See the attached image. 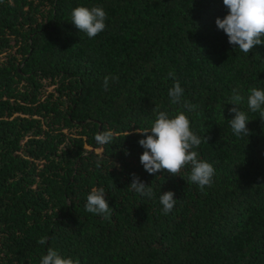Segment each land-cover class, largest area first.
Segmentation results:
<instances>
[{
	"label": "trees",
	"instance_id": "1",
	"mask_svg": "<svg viewBox=\"0 0 264 264\" xmlns=\"http://www.w3.org/2000/svg\"><path fill=\"white\" fill-rule=\"evenodd\" d=\"M77 6H102L106 29L81 33ZM227 14L223 0H0V264H40L48 247L81 264H264V120L248 107L264 89V45L229 44L216 24ZM106 76L119 77L107 91ZM176 81L195 111L171 103ZM233 107L249 136L232 132ZM155 108L183 110L209 137L194 149L215 168L203 192L190 166L173 176L141 164L138 131ZM107 129L118 135L98 145ZM133 173L154 197L128 188ZM93 187L110 221L85 211ZM168 191L178 201L166 215Z\"/></svg>",
	"mask_w": 264,
	"mask_h": 264
},
{
	"label": "clouds",
	"instance_id": "2",
	"mask_svg": "<svg viewBox=\"0 0 264 264\" xmlns=\"http://www.w3.org/2000/svg\"><path fill=\"white\" fill-rule=\"evenodd\" d=\"M228 14L223 18H217L216 24L228 37L229 44L238 46V49L248 55L255 46L264 45V0H223ZM107 13L102 6H77L71 12V23L89 39L97 37L106 29ZM175 79V73L169 71L166 79ZM118 81V76H106L103 82L105 91L109 88V81ZM248 107L252 112H259L260 118L264 120V89L252 87L249 90ZM184 89L179 81L169 89L168 96L171 103L182 104L183 109L195 111L197 105L188 101H182ZM243 97L240 89L233 88L229 104L239 105ZM157 112L156 119L150 130L138 131V134L145 136L139 144L145 149L140 156V162L149 174H156L166 170L173 176H180L179 173L187 166L191 167L188 181L197 184L204 191L205 186L210 187L215 175L214 166L199 158L198 149L202 142L208 143V136L200 137L193 132L191 120L182 110L173 117L165 111ZM231 112L234 118L228 123L232 132L243 138L251 133L247 127L248 115L233 107ZM118 134L111 129L104 130L95 135L94 139L98 145H106L113 141ZM99 166V165H98ZM142 197H154L152 186H148L135 173L132 174V183L128 187ZM163 206V213L169 214L174 209L177 199L175 193L168 191L159 197ZM85 211L101 216L105 220H111L114 209L110 207L107 193L103 187H93L87 195ZM49 237L43 236L38 244L45 245ZM40 264H81V261L71 257L65 258L54 247L47 248V254L43 255Z\"/></svg>",
	"mask_w": 264,
	"mask_h": 264
}]
</instances>
